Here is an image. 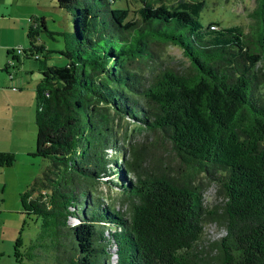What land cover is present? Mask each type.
I'll use <instances>...</instances> for the list:
<instances>
[{
	"label": "trees",
	"instance_id": "trees-1",
	"mask_svg": "<svg viewBox=\"0 0 264 264\" xmlns=\"http://www.w3.org/2000/svg\"><path fill=\"white\" fill-rule=\"evenodd\" d=\"M55 0L69 15L63 64L41 63L34 84L32 155L47 159L18 192L20 211L37 219L17 264H264V0L257 24L203 23V0ZM134 11L135 16L130 15ZM42 17L26 27L18 53L47 50ZM177 45L183 69L151 65L155 44ZM121 119L145 143L119 132ZM168 142L179 159L155 151ZM164 157V156H162ZM0 150V166L12 163ZM205 176L223 199L203 197ZM115 190L103 201L99 184ZM115 201L117 205H115ZM222 232L202 244L204 224Z\"/></svg>",
	"mask_w": 264,
	"mask_h": 264
},
{
	"label": "rangeland",
	"instance_id": "rangeland-1",
	"mask_svg": "<svg viewBox=\"0 0 264 264\" xmlns=\"http://www.w3.org/2000/svg\"><path fill=\"white\" fill-rule=\"evenodd\" d=\"M164 1L174 4L177 0ZM117 4H126L131 9H134L136 8L137 2L135 0H118ZM11 5L15 14H21L23 12L31 14V16L29 15L26 17L27 22H30V20H28L29 18L38 20L39 17H42L45 27L50 29L51 33L38 27L37 36L47 49L43 51L44 56L33 58L31 56H24L19 52L18 60L10 59L9 61H11L12 64H8L6 68H4L3 65L0 66V73L7 74L6 69L15 70L17 72L22 71L26 79H29L31 76V80L33 81L37 78L36 67L40 64L42 59L45 60L46 64L57 65L65 63L66 57L59 51L63 49V36L66 35V33L63 34L62 32L71 29V20H69L67 12L57 7L55 5V0H12ZM255 6L256 0H203V6L199 16L203 23H207L210 20H217L221 25L236 23L240 24L244 31L250 32L257 24L256 15L254 14ZM135 14L134 11H130V15L135 16ZM24 37L26 38V36ZM24 44H27V39H25ZM155 49L157 57L151 64L155 67L171 66L176 69H183L189 64L187 57L177 45L172 43L155 44ZM4 54V49L0 50V58L4 57ZM29 68H32L30 72L28 71L30 70ZM33 117L34 98L30 126L26 124V132L24 133V139L27 143H31L32 150L34 149L35 137V123ZM118 128V138L122 132H128L130 133L129 140L136 138L148 143V139H145L144 134L132 130V123L121 119ZM161 144V147L159 146L155 149V151L158 152V157L165 160L167 163L177 165L179 159L170 148L169 143L163 141ZM25 159L27 163H25V160H21L20 155H18L16 160H13L12 166L7 168L5 189L0 192V264H17L12 256V242L23 218H25V223L23 224L20 235L24 243H27L29 239L34 236L37 229V219L34 217H25L20 211L18 192L40 173L47 159L32 154ZM27 159L30 160V163H28ZM29 169L37 172L34 176H31L30 179H28V175H26ZM200 179L203 182L202 193L204 202L207 207L212 208L222 201L223 196L218 190L217 184L210 182L203 175ZM26 180L28 181L26 182ZM98 188L99 194L104 202L109 199H116L117 194L115 190L109 188L104 183H100ZM115 205H117L116 201ZM221 232L222 226L218 221H206L202 233V244H204V247L212 248L213 241L220 236Z\"/></svg>",
	"mask_w": 264,
	"mask_h": 264
},
{
	"label": "crops",
	"instance_id": "crops-1",
	"mask_svg": "<svg viewBox=\"0 0 264 264\" xmlns=\"http://www.w3.org/2000/svg\"><path fill=\"white\" fill-rule=\"evenodd\" d=\"M11 4L12 0H0V50L4 49L5 52L4 57L0 58V66L3 65L4 68L8 64H12L9 61L12 59L11 54H8L6 49L12 48L13 54H16L15 47L23 48L27 45L24 44L26 39L24 36L30 22H27L26 17L31 16L24 12L15 14ZM41 63L46 64L44 59L41 60ZM29 69L30 72L32 68ZM6 71L7 74L0 73V150L11 151L15 156L13 160H16L20 155L21 160H25L27 163L25 158L31 156L29 153L32 148L31 143H27L24 139V133L26 124L30 126L33 90L37 78L32 81V77L26 79L22 71L8 69ZM27 160L30 163V160ZM12 164L0 166V192L5 189L7 168ZM36 173L35 170L29 169L26 175L30 179Z\"/></svg>",
	"mask_w": 264,
	"mask_h": 264
},
{
	"label": "built area",
	"instance_id": "built-area-1",
	"mask_svg": "<svg viewBox=\"0 0 264 264\" xmlns=\"http://www.w3.org/2000/svg\"><path fill=\"white\" fill-rule=\"evenodd\" d=\"M21 47H15V51L18 52L20 50Z\"/></svg>",
	"mask_w": 264,
	"mask_h": 264
}]
</instances>
